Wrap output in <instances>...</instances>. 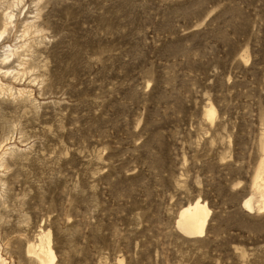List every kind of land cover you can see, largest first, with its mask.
I'll list each match as a JSON object with an SVG mask.
<instances>
[{"label": "rangeland", "instance_id": "rangeland-1", "mask_svg": "<svg viewBox=\"0 0 264 264\" xmlns=\"http://www.w3.org/2000/svg\"><path fill=\"white\" fill-rule=\"evenodd\" d=\"M0 34L3 264H264V0H0Z\"/></svg>", "mask_w": 264, "mask_h": 264}, {"label": "bare ground", "instance_id": "bare-ground-1", "mask_svg": "<svg viewBox=\"0 0 264 264\" xmlns=\"http://www.w3.org/2000/svg\"><path fill=\"white\" fill-rule=\"evenodd\" d=\"M1 36V34H0ZM208 117L212 116V111L207 110ZM262 201L264 203V193H262ZM248 207V205H247ZM210 211L205 202L199 199L188 203L178 211L176 219V228L186 237H201L205 233L206 225ZM27 252L33 254L39 264H52L54 255L49 245L42 246L41 244L29 245ZM4 260L0 256V264Z\"/></svg>", "mask_w": 264, "mask_h": 264}]
</instances>
